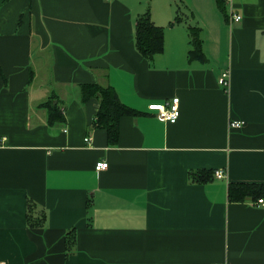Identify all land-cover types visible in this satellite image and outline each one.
Instances as JSON below:
<instances>
[{"label":"crops","instance_id":"obj_1","mask_svg":"<svg viewBox=\"0 0 264 264\" xmlns=\"http://www.w3.org/2000/svg\"><path fill=\"white\" fill-rule=\"evenodd\" d=\"M224 6L0 0L2 264H264V197L229 196L230 183H264V0ZM147 11L164 28L152 60L136 46ZM190 25L206 61L189 57ZM87 83L113 86L139 112L121 118L116 145L93 126L99 102L82 101ZM52 94L63 122L50 124L41 107ZM174 97L176 122L149 109ZM200 169L225 176L191 182ZM29 201L46 211L44 227L28 226Z\"/></svg>","mask_w":264,"mask_h":264},{"label":"trees","instance_id":"obj_2","mask_svg":"<svg viewBox=\"0 0 264 264\" xmlns=\"http://www.w3.org/2000/svg\"><path fill=\"white\" fill-rule=\"evenodd\" d=\"M222 9H225L224 0H218ZM183 17L177 14L175 22H181ZM190 41L192 47L189 51L191 60L200 59L206 61V55L203 52L202 40L200 38V27L189 26ZM136 46L138 51L147 59L164 51V28L158 26L152 20L149 11L141 14L136 23ZM82 101L90 98H96L99 107L93 121L95 128L106 129L108 142L110 145H116L120 136V120L126 115H136L139 112L123 103L116 89L111 85H101L98 83H87L81 85ZM48 110V121L54 124L58 121H65L64 113L57 101L55 94L41 104ZM189 178L194 183H207L215 178V171L212 169L192 170L189 172ZM229 196L232 200H244L246 197L259 199L264 197V183H230ZM28 226L44 227L46 225L47 213L45 210H37L35 203L28 202ZM76 229L67 231L65 236L66 255L73 253L77 245Z\"/></svg>","mask_w":264,"mask_h":264},{"label":"built area","instance_id":"obj_3","mask_svg":"<svg viewBox=\"0 0 264 264\" xmlns=\"http://www.w3.org/2000/svg\"><path fill=\"white\" fill-rule=\"evenodd\" d=\"M231 3V0H228ZM232 18L235 21H240L242 16L238 13H232ZM220 84L227 90L230 86L229 71L226 70L223 72L219 79ZM150 110H156L158 116L167 122H176L180 116V100L178 97H174L172 100L164 103H151L149 105ZM243 124L242 120H233L231 121L232 127H241ZM90 140V138H87ZM108 167V163L105 161L98 162L96 164V169L98 171L103 170ZM215 175L217 178H223L225 176L224 170H216ZM258 204L264 205V199H260ZM0 264L2 262L0 261ZM224 264V263H217Z\"/></svg>","mask_w":264,"mask_h":264}]
</instances>
